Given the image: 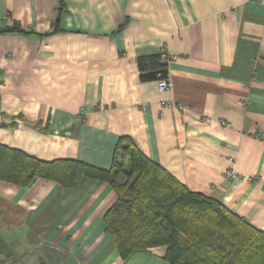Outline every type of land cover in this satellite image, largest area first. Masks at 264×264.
Masks as SVG:
<instances>
[{
  "label": "crops",
  "instance_id": "0c3cea01",
  "mask_svg": "<svg viewBox=\"0 0 264 264\" xmlns=\"http://www.w3.org/2000/svg\"><path fill=\"white\" fill-rule=\"evenodd\" d=\"M14 24L0 32L1 144L109 168L128 136L264 231V0H0V29ZM161 50L175 56L166 90L136 63ZM115 200L84 175L0 179V264H37L44 246L77 264H168L165 245L119 255L103 221Z\"/></svg>",
  "mask_w": 264,
  "mask_h": 264
},
{
  "label": "trees",
  "instance_id": "16d2710c",
  "mask_svg": "<svg viewBox=\"0 0 264 264\" xmlns=\"http://www.w3.org/2000/svg\"><path fill=\"white\" fill-rule=\"evenodd\" d=\"M20 30L14 24L0 32ZM136 63L142 81L167 75L160 52L138 56ZM83 175L108 182L116 192L103 221L122 258L165 245L168 264H264L263 230L219 200L188 189L128 136L118 139L109 168L78 159L46 161L0 143L1 180L27 186L42 177L70 187Z\"/></svg>",
  "mask_w": 264,
  "mask_h": 264
},
{
  "label": "water",
  "instance_id": "95a60500",
  "mask_svg": "<svg viewBox=\"0 0 264 264\" xmlns=\"http://www.w3.org/2000/svg\"><path fill=\"white\" fill-rule=\"evenodd\" d=\"M37 264H77L75 259L66 252L51 246H44Z\"/></svg>",
  "mask_w": 264,
  "mask_h": 264
},
{
  "label": "built area",
  "instance_id": "2783aa9c",
  "mask_svg": "<svg viewBox=\"0 0 264 264\" xmlns=\"http://www.w3.org/2000/svg\"><path fill=\"white\" fill-rule=\"evenodd\" d=\"M160 56H161V60L165 61L166 63L170 61L171 59L175 58L174 55L167 54L165 50L160 51ZM157 83H158V87L160 90H166L169 88V85H170L167 75L165 77H159V79H157ZM229 176L231 178L237 177V175L232 171H230Z\"/></svg>",
  "mask_w": 264,
  "mask_h": 264
}]
</instances>
